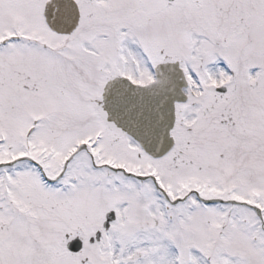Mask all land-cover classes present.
I'll return each mask as SVG.
<instances>
[{"label":"snow or ice","instance_id":"6c2138e0","mask_svg":"<svg viewBox=\"0 0 264 264\" xmlns=\"http://www.w3.org/2000/svg\"><path fill=\"white\" fill-rule=\"evenodd\" d=\"M0 264H264V0H0Z\"/></svg>","mask_w":264,"mask_h":264}]
</instances>
